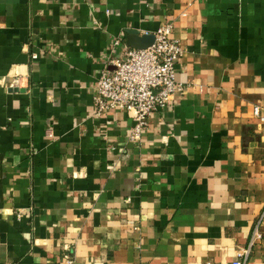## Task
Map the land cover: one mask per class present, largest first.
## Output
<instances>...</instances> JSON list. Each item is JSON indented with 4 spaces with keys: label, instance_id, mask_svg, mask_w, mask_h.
<instances>
[{
    "label": "crops",
    "instance_id": "crops-1",
    "mask_svg": "<svg viewBox=\"0 0 264 264\" xmlns=\"http://www.w3.org/2000/svg\"><path fill=\"white\" fill-rule=\"evenodd\" d=\"M169 21L185 88L132 140L98 77ZM255 105L264 0H0V264H230L264 207Z\"/></svg>",
    "mask_w": 264,
    "mask_h": 264
},
{
    "label": "built area",
    "instance_id": "built-area-1",
    "mask_svg": "<svg viewBox=\"0 0 264 264\" xmlns=\"http://www.w3.org/2000/svg\"><path fill=\"white\" fill-rule=\"evenodd\" d=\"M174 23L167 22L156 30L153 43L144 49L125 46L124 56L112 55L98 77L95 103L97 112L125 110L133 119L131 139H140L153 115L173 102L184 84L177 80V63L184 56L183 44L174 37ZM120 41H117L119 44ZM21 78L4 81L5 88H17ZM254 114L264 121L259 105ZM264 207L257 217L253 235L246 247L238 250L230 264H248L256 242L264 236ZM205 264H214L207 262Z\"/></svg>",
    "mask_w": 264,
    "mask_h": 264
},
{
    "label": "water",
    "instance_id": "water-1",
    "mask_svg": "<svg viewBox=\"0 0 264 264\" xmlns=\"http://www.w3.org/2000/svg\"><path fill=\"white\" fill-rule=\"evenodd\" d=\"M129 32V43L138 49H144L150 46L154 41V35H150L149 37H140L136 31H128ZM141 38L140 41H136L135 38Z\"/></svg>",
    "mask_w": 264,
    "mask_h": 264
}]
</instances>
